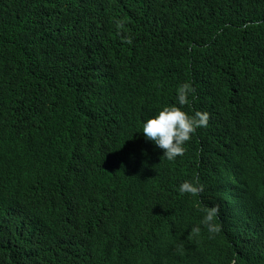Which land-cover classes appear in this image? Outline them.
<instances>
[{
  "label": "trees",
  "instance_id": "1",
  "mask_svg": "<svg viewBox=\"0 0 264 264\" xmlns=\"http://www.w3.org/2000/svg\"><path fill=\"white\" fill-rule=\"evenodd\" d=\"M165 106L208 113L174 161L140 132ZM25 216L50 229L14 253ZM55 248L57 264H264V0H0V264Z\"/></svg>",
  "mask_w": 264,
  "mask_h": 264
},
{
  "label": "clouds",
  "instance_id": "2",
  "mask_svg": "<svg viewBox=\"0 0 264 264\" xmlns=\"http://www.w3.org/2000/svg\"><path fill=\"white\" fill-rule=\"evenodd\" d=\"M131 43V40L127 41ZM195 89H193L190 83H184L180 86L177 91L176 101L180 106L188 104L189 95L193 94ZM208 127V113L196 111L194 114L189 115L185 111L181 110L180 107L176 106H165L161 110H159L154 116L149 117L145 121L142 122V127L140 132L143 134L144 138L148 141L154 143V145L161 149L163 152V157L168 161H174L177 157H182L185 152V144L191 139L192 134L198 128H206ZM8 180L6 173L2 179ZM178 191L181 195L190 194L196 195L203 191V185L199 184L198 180L195 182L185 181L178 186ZM13 195L10 194L8 196V203L12 204ZM14 203V200H13ZM67 204H74L72 200H68ZM20 205L17 206L19 208ZM7 214L5 220L6 224L10 223V218L12 215L11 210L5 212ZM81 214V213H80ZM219 216V207L212 206L207 209L206 213L203 215L201 219V225L205 226L210 234H216L220 231V227L218 224L213 221ZM30 217V216H29ZM29 217H26V221L23 222V225L30 230L32 228L34 232V240L39 242V230L40 228H47L48 223L41 217L35 216L32 224L29 222ZM93 221L91 217H87L86 220L80 221L74 227H85L90 225ZM14 225L20 226L21 222L19 219H16ZM47 232L44 231L42 235H46ZM21 240L19 238L16 239L15 244L13 246L14 253L18 252L17 248L20 244ZM50 243L45 242L44 244V252L46 255L49 254L48 250L50 248ZM9 246V241L6 243ZM51 257L53 259L52 264H57V253L56 248L51 251ZM13 264L15 261L13 260ZM60 264H63V260L61 259Z\"/></svg>",
  "mask_w": 264,
  "mask_h": 264
},
{
  "label": "bare ground",
  "instance_id": "3",
  "mask_svg": "<svg viewBox=\"0 0 264 264\" xmlns=\"http://www.w3.org/2000/svg\"><path fill=\"white\" fill-rule=\"evenodd\" d=\"M136 3V2H135ZM140 3V2H139ZM144 5V3H142ZM137 5V4H136ZM139 6V4H138ZM144 7V6H142ZM141 9V8H140ZM143 9V8H142ZM141 11V10H140ZM145 11V10H144ZM144 11L142 10V14H144ZM138 14V13H137ZM141 16V15H140ZM140 18V17H139ZM142 18V17H141ZM15 214H24L22 211L20 213H15ZM30 215H36V214H33L32 212L30 213ZM26 218V216L24 217ZM27 219V218H26ZM50 226L47 227V229L49 228ZM19 229V228H18ZM43 229V228H42ZM50 229V228H49ZM28 232V239L34 235V232L32 230V228H30V230H27V228H20L19 229V233H18V238L21 240L22 243H24L23 241H25V233ZM17 239V238H16ZM16 239H14L12 242H15Z\"/></svg>",
  "mask_w": 264,
  "mask_h": 264
}]
</instances>
